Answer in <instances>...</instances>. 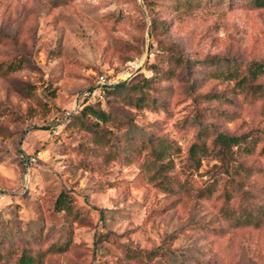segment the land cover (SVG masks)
<instances>
[{
	"label": "rangeland",
	"instance_id": "1",
	"mask_svg": "<svg viewBox=\"0 0 264 264\" xmlns=\"http://www.w3.org/2000/svg\"><path fill=\"white\" fill-rule=\"evenodd\" d=\"M227 60L236 78L215 77L211 62ZM253 61L264 62L253 0H0V264L22 250L41 264H264ZM100 75L112 82L101 90ZM219 132L251 146L231 147V174Z\"/></svg>",
	"mask_w": 264,
	"mask_h": 264
},
{
	"label": "trees",
	"instance_id": "2",
	"mask_svg": "<svg viewBox=\"0 0 264 264\" xmlns=\"http://www.w3.org/2000/svg\"><path fill=\"white\" fill-rule=\"evenodd\" d=\"M254 3L258 7H263L264 8V0H253ZM216 66L215 70L213 71V75L217 78H222V77H227L228 79H234L236 78L235 74V63L231 64L229 60L227 62L225 61L224 63H220L219 61H214L211 62ZM20 62H11L8 65L9 69L16 70L19 67ZM247 74H249L250 77L253 79L257 78L260 74H264V62L263 61H253L250 63V65L247 67ZM246 74L242 75L243 78L245 77ZM242 81V80H239ZM124 82L113 85L110 89H108V92L112 90H116L120 88V86H123ZM250 90L253 92H257L260 95L264 94V87L261 85H256V86H249ZM211 99H217L218 97L220 98L221 96L218 94H213L210 96ZM85 108L90 109V112H92L95 116L100 117L102 119H105L104 113L102 111H97L93 110L89 106H85ZM247 134H242V135H229L227 133H222L219 132L215 135L213 142H214V149L217 151L216 153L219 155L221 163H222V169L223 172L226 174H231L234 171L230 169L229 167V160H234V156L232 152L230 151L232 146L236 145H243L244 149L246 151H250L251 146L248 141V138H246ZM96 137H99V135L96 134ZM102 139V138H98ZM166 142H162L158 144L159 148H156L154 150V154H157V156H160L162 154L161 148L165 147ZM194 148H199L205 150V147L203 144H197V142L193 143L190 149ZM237 164V163H236ZM55 209L58 211H66V214H69L71 211V206L69 204V199L67 198L66 194L60 193L58 196L57 200L55 201ZM258 214L260 216L264 215V207L258 211ZM258 214H253L251 211H246L245 213L242 214V220L244 221L245 224L248 223H257V215ZM55 250H63V246H54ZM127 255L130 258H136L138 259L139 257L143 258H152V256L156 255L154 250H149V251H144L142 252H135L134 250H129L127 252ZM41 255H32L29 251L27 250H22L17 264H41Z\"/></svg>",
	"mask_w": 264,
	"mask_h": 264
},
{
	"label": "built area",
	"instance_id": "3",
	"mask_svg": "<svg viewBox=\"0 0 264 264\" xmlns=\"http://www.w3.org/2000/svg\"><path fill=\"white\" fill-rule=\"evenodd\" d=\"M133 65V64H132ZM141 65H142V63H139L138 65H133V67H132V70H136L137 68H139V67H141ZM130 68H131V66H130ZM112 82H110L109 80H107V77L105 76V75H100L99 77H98V80H97V84H99V88H100V90H101V88L104 86V85H110ZM99 89H96V90H94V91H92V92H87L86 94H85V96H88L89 94H91L92 93V95L93 94H95L97 91H98ZM99 90V91H100ZM35 160V158L33 157V156H29V157H26L25 158V163L26 164H29V163H31L32 161H34Z\"/></svg>",
	"mask_w": 264,
	"mask_h": 264
}]
</instances>
